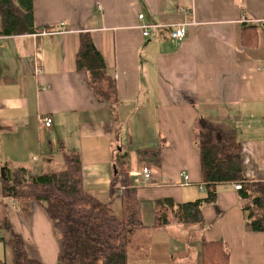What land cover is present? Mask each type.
Returning a JSON list of instances; mask_svg holds the SVG:
<instances>
[{
  "label": "crops",
  "instance_id": "1",
  "mask_svg": "<svg viewBox=\"0 0 264 264\" xmlns=\"http://www.w3.org/2000/svg\"><path fill=\"white\" fill-rule=\"evenodd\" d=\"M31 3L34 19L18 23L30 30L7 33L0 19V173L4 165L49 171L46 162L58 161L52 144L57 135L56 142L72 140L69 152L80 154L84 190L105 202L115 173L111 153L122 151L134 185L144 165L151 170L145 184L135 185L143 226L127 234V264H202L200 226L153 230V202L204 195L201 159L191 139L200 116L234 130L245 179L264 181V0ZM184 23L186 36L177 42L171 31ZM139 24L150 26L148 36ZM88 32L114 81V94L104 81L103 92L95 95L86 74L75 69L77 42ZM43 117L51 119L49 127L39 122ZM159 145V165L140 160L141 150ZM234 185L219 184L216 203L203 206L204 240L225 243L229 264H264V232L247 225ZM114 210L119 215V203ZM24 213L12 207L8 218L27 255L56 264L49 220L35 204ZM190 232L191 238L180 235Z\"/></svg>",
  "mask_w": 264,
  "mask_h": 264
},
{
  "label": "trees",
  "instance_id": "2",
  "mask_svg": "<svg viewBox=\"0 0 264 264\" xmlns=\"http://www.w3.org/2000/svg\"><path fill=\"white\" fill-rule=\"evenodd\" d=\"M0 19L6 22L7 33L30 30L29 26L21 27L18 23L30 24L34 19L31 0H0ZM95 43L89 32L80 35L75 50V69L86 74L87 84L95 95L103 92L104 81L107 82L105 90L114 94V81L109 79ZM191 139L201 159L204 195L182 203L172 198L154 200L152 229L196 224L201 232V263L229 264L230 252L225 243L204 240L206 223L202 208L216 203L219 184L240 183L238 201L240 208L247 212V225L253 231L264 232V181L255 183L245 179L241 169V144L226 123L200 116L193 124ZM161 146L141 150L140 160L159 165ZM111 156L115 173L105 202L84 190L77 151L62 152L63 166L56 171L34 173L26 166L2 167L0 182L4 200L0 201V230L7 232L10 238L7 241L0 236V242L12 247L11 264H42L29 258L22 236L14 233L8 218L12 207L28 215L33 204L43 212L55 232L56 264H127V233L143 226L141 202L128 173L125 153L114 149ZM116 203L120 206L119 215L114 210ZM0 264L7 263L0 259Z\"/></svg>",
  "mask_w": 264,
  "mask_h": 264
},
{
  "label": "built area",
  "instance_id": "3",
  "mask_svg": "<svg viewBox=\"0 0 264 264\" xmlns=\"http://www.w3.org/2000/svg\"><path fill=\"white\" fill-rule=\"evenodd\" d=\"M97 7H98L99 10L101 9L100 5H97ZM141 17H142V14L138 16L139 19H141ZM242 22H248V20L243 18ZM65 24H66L65 22H61L59 24L60 25L59 28H61V30H64ZM263 24H264V20H263ZM186 26H187V23L177 25L175 27V29L171 31V37L177 42H180L181 40H183V38L186 36ZM138 27H139V29H141V32H142L143 36H148L149 35V28H150L149 25H146V24H142L141 25V24H139ZM40 71L41 70H38L37 72L40 73ZM42 89H44V87H42ZM39 122H41L43 124V126L49 127L51 125L52 121L48 117H43V118H39ZM150 177H151V170L148 167V165H144L141 168L140 179L134 180V183H135L136 186H139L141 184H145L150 179ZM184 179L188 180V176H184ZM240 185H242V184L235 183L234 189L235 190L240 189ZM199 188L203 189L202 186H200Z\"/></svg>",
  "mask_w": 264,
  "mask_h": 264
},
{
  "label": "rangeland",
  "instance_id": "4",
  "mask_svg": "<svg viewBox=\"0 0 264 264\" xmlns=\"http://www.w3.org/2000/svg\"><path fill=\"white\" fill-rule=\"evenodd\" d=\"M56 137H57V135H55V137L52 138V144H53V152L55 154L58 153V155H55L53 157L56 158L58 161L53 160V161H47L46 162V167H47V170H49V171H56V170H59L61 168V166L59 165L63 159V157L61 159V154L64 151L69 152L70 151L69 146L72 144V140L65 139L64 137L61 140H59L58 142H56ZM31 144H32V142H29V146ZM62 150H64V151H62ZM5 155H6V151H5ZM189 226H194V225H189ZM129 233H130V231H128L127 234H129ZM180 235L185 237V238H191L193 233L190 232L187 234H180ZM0 236H3L5 239L7 237V234L5 231L0 230ZM11 248L12 247L4 246L2 243H0V259H3V260L5 259L7 261V264H9L12 260Z\"/></svg>",
  "mask_w": 264,
  "mask_h": 264
}]
</instances>
